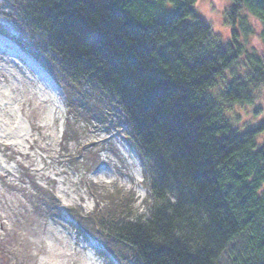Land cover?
<instances>
[{
  "label": "trees",
  "instance_id": "trees-1",
  "mask_svg": "<svg viewBox=\"0 0 264 264\" xmlns=\"http://www.w3.org/2000/svg\"><path fill=\"white\" fill-rule=\"evenodd\" d=\"M5 1L25 30L19 43L72 88L76 122L87 130L106 121L87 86L119 111L145 168L147 214L118 189L99 197L92 218L73 214L80 225L124 264H221L239 240L230 264H264V123L240 133L225 114L255 104L264 87V52L250 58L235 28L244 12L264 42V0H235L225 43L197 14L198 0ZM72 139L67 127L64 145Z\"/></svg>",
  "mask_w": 264,
  "mask_h": 264
},
{
  "label": "rangeland",
  "instance_id": "rangeland-1",
  "mask_svg": "<svg viewBox=\"0 0 264 264\" xmlns=\"http://www.w3.org/2000/svg\"><path fill=\"white\" fill-rule=\"evenodd\" d=\"M234 3H196L197 14L220 42L231 39L234 26L228 12ZM10 8L0 0V30L8 35L0 33V264H118L105 257L97 242L77 234L73 219L64 209H71L85 221L93 217L99 197L103 200L123 189L134 195L136 210L147 214V175L126 135L127 124L110 100L87 86L81 87L88 99L111 116L105 122L92 121L87 130L76 122L64 90L55 88L35 60L10 41L9 36L21 44L28 43ZM235 28L250 58L264 52V42L258 36L260 27L251 16L241 13ZM39 45L49 68L61 76L55 56ZM241 68L238 65L234 70L239 73ZM255 95V104L226 107V116L240 133L264 123V87ZM67 127L74 139L64 145ZM258 142L263 144L264 134ZM70 156L73 160L67 159ZM53 199L60 201L61 217L48 203ZM242 246L243 240L235 242L221 264H230Z\"/></svg>",
  "mask_w": 264,
  "mask_h": 264
}]
</instances>
